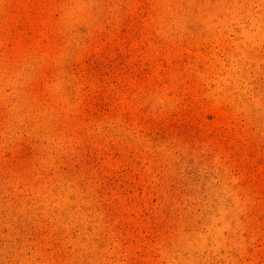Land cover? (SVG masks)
<instances>
[{
  "label": "rangeland",
  "instance_id": "374dc122",
  "mask_svg": "<svg viewBox=\"0 0 264 264\" xmlns=\"http://www.w3.org/2000/svg\"><path fill=\"white\" fill-rule=\"evenodd\" d=\"M0 264H264V0H0Z\"/></svg>",
  "mask_w": 264,
  "mask_h": 264
}]
</instances>
